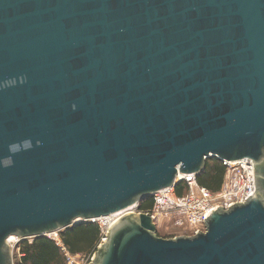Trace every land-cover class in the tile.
<instances>
[{"label": "water", "instance_id": "obj_1", "mask_svg": "<svg viewBox=\"0 0 264 264\" xmlns=\"http://www.w3.org/2000/svg\"><path fill=\"white\" fill-rule=\"evenodd\" d=\"M212 158L254 193L159 236L134 209ZM117 215L90 264H264V0H0V264Z\"/></svg>", "mask_w": 264, "mask_h": 264}, {"label": "built area", "instance_id": "obj_2", "mask_svg": "<svg viewBox=\"0 0 264 264\" xmlns=\"http://www.w3.org/2000/svg\"><path fill=\"white\" fill-rule=\"evenodd\" d=\"M226 167V175L222 188L218 192H212L206 187L200 186L195 177H186L183 179L188 185L186 194L179 196L176 189L171 188L153 196V206L147 211H141L139 208L135 212L148 213L159 227L166 218H173L174 224L178 228L186 227L191 235L205 230V219L215 209L223 207L229 209L234 204L245 203L247 198L255 191L254 166L250 160L238 162L223 161ZM115 217V216H114ZM111 218V217H108ZM108 218L100 219L103 235L112 225ZM109 221V222H108ZM60 246L64 252L67 264H90L94 253L71 254L63 245L59 234L50 236ZM30 243L33 239H26ZM21 240L16 237L9 239L12 248L14 264H23L24 254L22 252Z\"/></svg>", "mask_w": 264, "mask_h": 264}, {"label": "trees", "instance_id": "obj_3", "mask_svg": "<svg viewBox=\"0 0 264 264\" xmlns=\"http://www.w3.org/2000/svg\"><path fill=\"white\" fill-rule=\"evenodd\" d=\"M225 175L226 167L223 161L209 159L205 172L197 178V182L212 192H218L223 186ZM175 189L176 193L182 196L187 193L185 191H188V185L182 182L177 184ZM152 206L151 198L142 202L139 209L147 211ZM59 235L63 245L74 255L95 252L104 237L101 227L93 222L81 223ZM21 248L24 254L23 264H67L64 252L52 238H35L31 243L25 240L21 243Z\"/></svg>", "mask_w": 264, "mask_h": 264}, {"label": "rangeland", "instance_id": "obj_4", "mask_svg": "<svg viewBox=\"0 0 264 264\" xmlns=\"http://www.w3.org/2000/svg\"><path fill=\"white\" fill-rule=\"evenodd\" d=\"M210 160H214V158H212ZM180 179H183V178H179V180ZM182 182H185V181L182 180L179 183H182ZM186 192L187 191H185V193ZM97 224L100 226V224H102V222H97ZM159 229L160 230L158 231V235L161 237H164V238H175V237H179V236H191V234H192L191 232L188 231V229H186V227H183V228L176 227L174 224V219L169 218V217L165 219V221L162 223V225H160ZM104 237H103V239H104ZM103 239H102V241H103Z\"/></svg>", "mask_w": 264, "mask_h": 264}, {"label": "bare ground", "instance_id": "obj_5", "mask_svg": "<svg viewBox=\"0 0 264 264\" xmlns=\"http://www.w3.org/2000/svg\"><path fill=\"white\" fill-rule=\"evenodd\" d=\"M179 178H184L183 176H179L178 178H177V180H179ZM186 178V177H185ZM188 179H189V177H188ZM121 216H119V215H117V216H115V217H111V218H108L107 220H109V221H111L110 222V224L112 223V225L120 218ZM108 221V222H109ZM111 225V226H112Z\"/></svg>", "mask_w": 264, "mask_h": 264}]
</instances>
